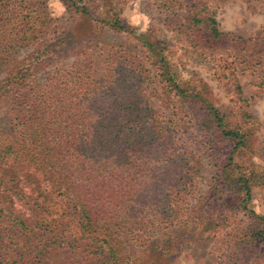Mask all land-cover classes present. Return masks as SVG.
Segmentation results:
<instances>
[{
    "label": "trees",
    "instance_id": "16d2710c",
    "mask_svg": "<svg viewBox=\"0 0 264 264\" xmlns=\"http://www.w3.org/2000/svg\"><path fill=\"white\" fill-rule=\"evenodd\" d=\"M63 1H86L85 20L107 8L109 24L125 30L128 0ZM178 4L161 2L168 24L213 46L218 60L264 54V25L244 38L220 29L204 2L181 14ZM79 24L62 34L47 0H0V102L9 111L0 124V264H128L132 248L188 219L208 235L226 227L215 264H264V211L249 204L264 187L258 119L230 65L219 76L238 106L223 111L196 73L183 82L164 48L144 39L140 54L118 49ZM152 96L187 118L173 124ZM202 154L214 167L205 194L194 179ZM238 210L247 220L228 228Z\"/></svg>",
    "mask_w": 264,
    "mask_h": 264
},
{
    "label": "rangeland",
    "instance_id": "374dc122",
    "mask_svg": "<svg viewBox=\"0 0 264 264\" xmlns=\"http://www.w3.org/2000/svg\"><path fill=\"white\" fill-rule=\"evenodd\" d=\"M179 3V13L191 9L194 5L204 2L206 9L203 12L212 14L220 29L232 31L244 38L260 34L264 25V0H173ZM163 0H128L122 13L125 30L114 29L109 24L107 8L99 10V18L85 20L82 15V4L77 2L67 6L63 0H47L49 13L62 24L64 33L78 34L80 22L87 21L90 31L86 34H103L108 42H113L122 49H131L140 54L145 40L164 48V53L180 68L181 79L188 86L190 74L196 73L204 79L211 91L215 103L223 110L237 107L233 103V94L229 91L225 80L219 74L227 72L228 66L237 76L243 97L247 100V109L258 119L257 128V160L264 166V54L247 55L246 57H227V61L219 59V53L213 46L204 47V41L179 32L166 19L167 12L161 7ZM85 27V24H84ZM118 42V43H116ZM77 43V41H75ZM72 42L69 43L68 50ZM69 58V57H66ZM146 63V62H145ZM149 65V64H148ZM216 71L218 75L216 74ZM153 105L159 110L172 112L171 107L159 103V98L152 96ZM162 105V106H161ZM176 113H171L173 124L178 118L186 119L174 105ZM7 102H0V124H6L8 118ZM182 114V115H181ZM172 115V116H171ZM172 124V125H173ZM179 136V134H177ZM180 137V143L183 144ZM184 146L193 148L189 137ZM188 148V149H189ZM214 167L207 155L202 154L199 171L194 179L198 185V192L205 194L212 182ZM257 211H264V187L252 191L249 201ZM188 214V215H187ZM188 210L186 216H190ZM185 216V217H186ZM192 220V219H191ZM191 220H185L184 226L173 225L164 233L154 237L148 244L132 248L131 261L128 264H215L219 255L221 239L226 227H220L217 233L212 230L211 235L202 233V225ZM247 220L244 210L234 211L228 219V228L231 225L243 224ZM257 253H261L260 249ZM92 256L89 260H92Z\"/></svg>",
    "mask_w": 264,
    "mask_h": 264
}]
</instances>
